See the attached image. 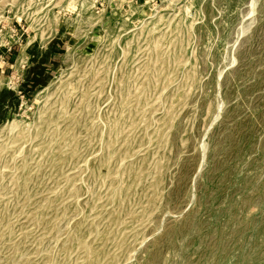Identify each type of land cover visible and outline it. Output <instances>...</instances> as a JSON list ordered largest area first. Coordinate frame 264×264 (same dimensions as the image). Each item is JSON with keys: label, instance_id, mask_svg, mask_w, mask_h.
I'll use <instances>...</instances> for the list:
<instances>
[{"label": "rangeland", "instance_id": "374dc122", "mask_svg": "<svg viewBox=\"0 0 264 264\" xmlns=\"http://www.w3.org/2000/svg\"><path fill=\"white\" fill-rule=\"evenodd\" d=\"M0 264H264V0H0Z\"/></svg>", "mask_w": 264, "mask_h": 264}]
</instances>
